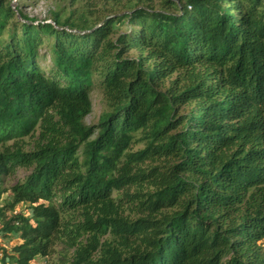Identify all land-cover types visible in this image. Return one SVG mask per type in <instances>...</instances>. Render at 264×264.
I'll list each match as a JSON object with an SVG mask.
<instances>
[{
  "label": "trees",
  "instance_id": "obj_1",
  "mask_svg": "<svg viewBox=\"0 0 264 264\" xmlns=\"http://www.w3.org/2000/svg\"><path fill=\"white\" fill-rule=\"evenodd\" d=\"M9 1L0 200L28 213L0 206L1 264H264V0Z\"/></svg>",
  "mask_w": 264,
  "mask_h": 264
},
{
  "label": "rangeland",
  "instance_id": "obj_2",
  "mask_svg": "<svg viewBox=\"0 0 264 264\" xmlns=\"http://www.w3.org/2000/svg\"><path fill=\"white\" fill-rule=\"evenodd\" d=\"M8 4L14 10H20L23 14L27 16L26 22L33 24L40 22H51V13L52 11L58 9V7L64 6L65 12H67V10L70 8L68 2L65 0H10ZM17 20L21 21V18L18 15V13L15 12V16L13 18L14 24H16L15 21ZM13 26L14 25H11V27ZM39 54L40 56H42L41 59L39 60V63L45 70H47L50 65V54L48 53L46 44H43V46L40 47ZM91 100H92V110L91 113L85 118V122L87 124L95 122L99 114L105 109V103L99 91L92 92ZM138 146L140 145H135L134 147L136 148ZM25 173L26 171L23 169L17 170L14 175L7 177V179L4 182V186L5 187L10 186L18 179L22 178L25 175ZM8 194H9L8 191L4 193L2 199L0 200V206H4L3 207L4 214L8 216L11 213H15L17 211H21L27 214L28 210L25 204L16 205L14 211L9 210L6 203V198ZM20 241L21 239L19 238V235L17 233H11L4 238L0 236V264L4 250L7 253H10V249L12 248V246L19 243ZM46 263H47V257L38 256L32 260V264H46ZM4 264H11V263L6 261Z\"/></svg>",
  "mask_w": 264,
  "mask_h": 264
}]
</instances>
